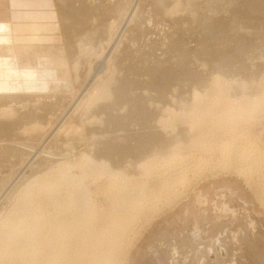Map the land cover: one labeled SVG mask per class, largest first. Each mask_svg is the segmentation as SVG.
<instances>
[{
  "label": "rangeland",
  "instance_id": "1",
  "mask_svg": "<svg viewBox=\"0 0 264 264\" xmlns=\"http://www.w3.org/2000/svg\"><path fill=\"white\" fill-rule=\"evenodd\" d=\"M6 5L0 0V12L8 10L0 15V220L58 167L80 176L118 166L136 183L148 179L147 161L177 158L183 177L165 189L149 180L153 188L113 263L264 264V200L254 190L262 189L254 170L228 161L222 149L236 136L264 154V99L251 116L236 112L216 127L192 114L211 110L215 79L237 101L264 95V0ZM109 149L118 151L112 159ZM98 178L84 179L88 197L111 209L106 177Z\"/></svg>",
  "mask_w": 264,
  "mask_h": 264
},
{
  "label": "bare ground",
  "instance_id": "2",
  "mask_svg": "<svg viewBox=\"0 0 264 264\" xmlns=\"http://www.w3.org/2000/svg\"><path fill=\"white\" fill-rule=\"evenodd\" d=\"M4 50L6 49H3V51ZM215 80H214L215 94L213 95V98L208 100V103L206 102L207 110L211 109L212 112H210L211 111L210 110L207 113V112H204L203 110L202 112L204 113H202L200 110V112L196 111L197 113H192L196 120L203 118L205 119V122H209V125H215L219 121H222L225 123V120L231 119L230 121H233L231 117L239 116L240 114L243 115V117L244 116L249 117L251 116L250 114H253L255 111H258L259 107L262 105L264 95L259 94L257 98L253 97L255 99L245 98V100L241 99L242 101H239V100L237 101L236 100L237 97L236 99H233L235 98V96H232L233 97L232 98L231 96H228L226 94L227 92V91L225 92V86H227L226 83L218 81V80L215 81ZM120 88L117 87L116 89L120 91ZM193 95L192 96L194 97L195 101L196 100L199 101L201 99V96L200 97L197 96L198 94L195 93ZM217 97H218V100H217ZM219 97H220V100H219ZM219 102H221V104ZM218 106L219 107L222 106V108L221 107L220 108L221 109L224 108V109L221 111ZM236 112L239 114L235 115ZM198 121H201V119ZM235 137H232L230 140H228L227 142L223 144L222 146L223 151H224V148L225 150L228 151V152L226 151L227 153L224 151L225 152L224 156L228 161L233 160L234 162H238V165H241L242 168L245 166V168L254 170V172L256 173L255 176L257 177L256 181L258 180L257 183L255 184L256 185L258 184L260 188L262 189V191L259 190V188H256L254 190H257L256 191L257 194L260 193L259 199L261 198L264 200V154L263 152L262 153L254 152V150L250 149L251 146L241 141L242 139L241 137H240L241 138L240 140L236 139ZM97 138H94L96 140H93V141H96L98 144L100 140L98 139L99 140L98 142ZM237 138L239 137L237 136ZM111 141L114 143L113 140H110V142ZM196 142L197 141H195V144ZM89 143H91V145L93 144L92 142H89ZM101 145L103 144H100V146ZM116 146L114 147L115 149L118 148V146L117 147ZM88 148L92 150V155H93L94 148H91V147H88ZM88 148H87V151L89 150ZM96 148L99 149V146L97 145ZM105 148H108V147H105ZM90 150L88 152H90ZM101 150L100 152H106L103 149V147L101 148ZM117 150L112 152V150L109 149V151H107L109 157L111 158V154L114 155V152H118ZM87 151L85 154H88ZM88 155L86 156L88 158L87 159L85 158L86 160L89 159ZM124 155L127 156V154H124ZM103 156L102 158H99V159L103 160ZM139 156L137 158H139ZM122 157L124 158L123 155ZM144 158L145 157H143V159ZM91 159H92V156L90 157V160ZM99 159L97 160L101 162V160ZM148 159H146L145 161H147ZM120 160L121 159L119 160L115 159L117 164L119 163L118 161ZM138 160H140V158ZM173 160H171L170 162L168 160V163L167 162L159 163L158 162L159 160H157L156 161L158 162L157 164H154L155 161L153 160L154 162L152 163L149 162L150 166L148 165V161H147L146 167H145L146 169L144 173L143 172L142 173L146 175L145 178L147 179L148 177V179L147 180L142 179L139 182L136 181V183L135 182L132 183L128 176H125L119 173V171L117 172L118 169L115 171V168H118V166L114 168L113 165L105 166V165H102V163H100L102 166L100 165L99 167L97 166V168L99 169H97L96 172H93L94 171L93 169L91 170L88 169L91 172L88 173L87 171V173L89 175H92L95 178H98V177L101 178V176L106 177L107 190L108 189L111 190V194H110L111 195L110 197L111 209H108V210L105 208L104 210L102 208H96L95 206L96 204L94 205L95 202H92L93 198L91 200L88 197L90 193V190L88 188L90 187L87 186V184L85 183L86 180H84L86 176L88 177V174L86 172H85L86 174H84L85 170L81 171L82 174L78 173L80 176L72 175L68 173L69 170L67 171L62 170V168L60 167H58L59 170L55 169L57 170L55 172L54 171L52 172L51 170L52 172L51 174L43 173L41 177L39 176L40 178L37 180V183L34 186L29 183L31 187L27 188L28 189L26 190L27 193L26 194L24 193L25 195H23L20 198L18 205L11 212H9L8 217L6 218L4 216L6 219L5 220L2 219L3 222L2 220H0L1 223H3L2 225H0L1 226L0 227L1 228L0 264H111V263L114 264L113 261H114V257L116 256L115 252H117L120 246H122L121 245L122 240L125 237H127L125 236L126 234L123 232L128 231L126 230L128 223L131 222L136 215H138L137 212L140 211L139 209L144 204L143 201L145 202V200L148 198L147 193H149L150 190H152L153 188V187L150 188L151 184L149 182L151 181L153 186L157 185L158 187L160 186L163 189L165 186L168 187L169 184L171 185L173 184L172 182L175 183V181H179L181 180L180 178L183 177L182 173H183V170H185L184 169L185 165L182 163L183 161H181L180 159L178 160L177 158L176 160L175 159ZM122 161H120V163ZM111 163H114V165H116L114 161ZM142 164L143 163L141 162V165ZM151 164L153 165V167H151L152 166ZM182 165H184V168L181 167ZM93 182H90V183H93ZM20 190H23V189H20ZM262 192H263V195H262ZM37 194L41 196L37 197ZM257 194L256 196H259ZM146 195H147V198L145 197ZM46 206H51L52 209L48 211L49 209L47 210ZM132 222L133 223L136 222L135 219ZM124 240H126V238Z\"/></svg>",
  "mask_w": 264,
  "mask_h": 264
},
{
  "label": "crops",
  "instance_id": "3",
  "mask_svg": "<svg viewBox=\"0 0 264 264\" xmlns=\"http://www.w3.org/2000/svg\"><path fill=\"white\" fill-rule=\"evenodd\" d=\"M12 1H13V0H7V5H6V7H7L8 9H9L10 6H11V5H8V4L12 3ZM7 11H8V10H5V11L0 12V15L7 13Z\"/></svg>",
  "mask_w": 264,
  "mask_h": 264
}]
</instances>
